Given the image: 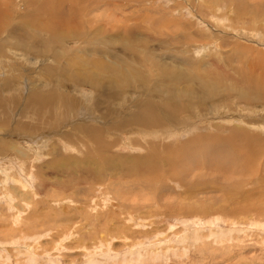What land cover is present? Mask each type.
I'll list each match as a JSON object with an SVG mask.
<instances>
[{
	"label": "rangeland",
	"instance_id": "obj_1",
	"mask_svg": "<svg viewBox=\"0 0 264 264\" xmlns=\"http://www.w3.org/2000/svg\"><path fill=\"white\" fill-rule=\"evenodd\" d=\"M28 1L0 0V7L8 10L7 17H4L0 28L2 31L0 46L5 47V51L0 47L3 52V54L0 52V96L2 97L0 141L5 143L4 151H0V157L4 158L0 160V264H264L263 202H261L263 205L259 207H255L256 204L245 207L240 216L223 215L220 211L214 213L217 214L215 216L211 213L212 211L204 215L197 214L200 213L197 211L187 213L184 208L193 202L197 204V201H194L197 198H190V200L188 198L186 201L180 199L181 194L182 196L193 194V190L185 189L174 178V176L187 177V172L181 175L183 167L178 168L177 164L174 165L173 177L170 176L171 173L160 169L159 175L162 182L154 183L152 179H149L145 186H142L143 183L139 180H132V175L129 177L127 175L129 172L124 169L117 172L118 174L108 169L105 170L107 174L94 177L87 172L90 167L86 165L88 157L85 152L79 151L76 145H69L61 137L70 128L66 121L57 124L54 120H52L54 123L48 120L45 123H39V129L32 131L28 121L29 118L31 121L33 118L21 117L24 109L25 112L29 111V107L28 110L26 109V103L29 102L28 96L32 92L46 93L54 88L64 97L67 94L77 95L78 103L82 106L87 103L91 109V113L87 115L89 117L94 116V112L99 114V110L104 108L108 109V113L109 108H113V102L111 103L109 96L98 99L97 96L102 94L100 90L86 84L88 82L70 78L68 71L69 63L72 62L70 56L72 52H78L81 47H86L91 42L96 49H102L107 44L101 40L107 39L105 35L112 33L115 27L120 25V27L134 26L135 28L136 23H139L142 28L134 30L137 36L139 35V39L144 40L143 43H139L140 46H136L139 49L150 48L152 52L150 55L158 59L164 54L174 55L171 57L174 60L178 58L177 61L189 60L190 63L194 62L202 73L206 68L208 71H214V77H206L209 84L207 90L212 91L210 97L204 98L199 93L196 97L203 99L201 102L195 99L187 102L184 99L185 112L189 111L188 114L191 116L187 122L190 125L194 124L193 128L191 127L192 131L198 124L204 127L211 125L210 129L206 130L211 135H229L228 130L234 125L245 128L249 134H257L262 151L257 154L255 167L249 170L234 168V173H244L243 176L246 175V178L241 177L244 182L238 179V183L244 186V189L258 191L254 193L264 198V187H261V185L264 186V181L261 185L258 184L260 177L264 178V100L259 97H250L256 89L249 83L245 82V86L239 84L240 87L237 88L231 87L232 82L235 84L238 82L235 78L237 72H232L227 66L229 62L237 60L238 54L243 56L241 65L244 64V69L257 72L264 70L261 67L264 65L261 59L264 55V0H141L142 3L139 0H134V3L133 0L132 2L113 0V3L111 0L110 2L105 0V3L104 0H97L100 2L99 6H97L98 2L94 6L93 2L84 4L78 0L82 4L79 5L73 0H65L60 6L62 8L60 14L72 13V17L68 18L72 19L74 14L78 13V17L75 18H79L81 13L80 19H83L82 22L85 21L83 26L86 28L76 31L74 23H68V19H65L61 26L65 36L58 40L51 38L48 28L32 25L39 21V17L35 14L38 18L31 19L30 14L32 13L33 16L35 9L29 5ZM115 1L121 4L117 6L119 3L116 5ZM124 2L128 5L122 8L121 5ZM237 4L238 9L234 6ZM86 9L95 15H86L88 13ZM239 9L242 11L236 12ZM146 16L147 19H145ZM162 19H165L167 23L163 24ZM234 19H238V22ZM156 20L161 21L159 23L155 22ZM103 27L108 30V33L98 34ZM11 30L13 34H10ZM67 33L74 34L68 36ZM117 33L125 36L123 31ZM14 35L19 37L14 38ZM236 43L241 45L242 49L245 47V50L242 52L239 51L240 49L234 50ZM2 44L6 46L3 47ZM89 46L91 48L92 44ZM42 47H50L52 52L49 49L37 54L31 50ZM120 47L117 45L116 49L120 50ZM255 51H257L256 54ZM64 53L66 57L63 56ZM140 55L143 57V54ZM247 60L251 64L254 61L256 65L254 62L253 68L249 66L250 64L246 65ZM258 61L260 63H257ZM148 64L144 65L151 71V75L148 76L151 78V87L159 86L160 83L155 78L156 71L150 63ZM231 64L233 67L241 66L240 62ZM45 65L54 67L51 75L46 73ZM216 72L220 76H216ZM55 77L58 81L60 80L59 85L62 88L50 85ZM68 79L77 86V92L66 85ZM226 83L229 84L226 86ZM241 87H244L241 90L242 93L239 90ZM205 88V83L200 86L196 84L198 90L202 91ZM128 90L130 92H127ZM128 90L123 94L125 97L122 95L117 99L120 101L117 105L118 110L116 109L119 111L118 114L123 111L128 114L131 104L142 102L147 97V94H143L140 89ZM162 97L159 95L160 99ZM192 107H197L201 111H190ZM76 109L78 114V108ZM215 111L223 113L222 121ZM115 113L111 114L113 119L117 118ZM183 113L181 112L182 116ZM77 114H74V118L72 117L74 123L76 120L79 121L77 119L79 114ZM236 114H241V117H236ZM119 117L121 118V115ZM82 122V120L79 121V124ZM184 128L188 126L184 125ZM71 130L80 136L93 135L92 131L80 132L79 129L74 128ZM192 131L187 134L181 132L180 135L172 136L170 139L182 143L192 137L195 132L198 134L197 130ZM124 133L117 134L120 135L118 136L119 145L117 144L111 150V155L120 156L119 158L143 156L145 150L140 145L146 140L140 139L138 144L136 142L138 136L130 137ZM83 139L80 141L84 144L86 142ZM135 139L136 141L133 142L132 140ZM221 144L224 147L220 149L217 156L231 155L229 152L234 151L231 149L232 146ZM138 145L140 147H137ZM173 146L176 145L172 144L171 147ZM52 148L57 149L58 156L50 153ZM17 151H25L24 153L29 156L26 154V159L21 161V158L16 156ZM63 157L71 158V162L78 167L73 166L69 169L71 165L68 163L65 164L66 166H50L54 160L63 164L64 160H59ZM202 157L200 156L198 161H201ZM186 165V167L189 166ZM190 165L188 168H197L193 166V163ZM212 166L211 168L215 171L211 177L206 178L218 182L223 173L231 172V167L217 165L216 169V166ZM145 172L148 177H151L150 170ZM201 172L203 173L200 169L195 172V175L199 176ZM126 175L127 177H124ZM203 175L204 173L201 174ZM231 184L234 183L231 182ZM225 188L226 191L231 190L228 187ZM206 192H202L200 196L203 193L212 194L211 188L209 192ZM166 193L171 195L167 196L168 199L162 198ZM212 197L215 199L217 196ZM219 197L220 200L222 197ZM219 200L216 204L222 205ZM169 205L172 206L168 207ZM256 208L260 211L257 212Z\"/></svg>",
	"mask_w": 264,
	"mask_h": 264
},
{
	"label": "bare ground",
	"instance_id": "obj_2",
	"mask_svg": "<svg viewBox=\"0 0 264 264\" xmlns=\"http://www.w3.org/2000/svg\"><path fill=\"white\" fill-rule=\"evenodd\" d=\"M63 1H65V0H29L28 1L29 5L32 6L33 9H35V13H33V16H32V13L31 14L29 13L31 15L30 16L31 19H32V17H35V18L39 17L38 18L39 21L36 23L34 22V24H32V25H35L37 27L48 28L50 30V33H51V38L53 40H58V39H60V37L65 36L64 35V29L61 27L62 23L65 19L72 17V13L64 14V15L60 14V13H62V8L60 6L64 4ZM100 1H103V0H100ZM108 1L110 2V0H108ZM108 1L106 2L107 5L109 3ZM112 1L113 0H111V2ZM119 1H121V0H119ZM139 1H141V0H139ZM73 2H75L79 5H82L79 3L78 0H73ZM80 2H82L84 4H87V3L92 4V2H93L94 6L97 4V2H98L97 6H99V3H100L97 0H80ZM104 3H105V0H104ZM115 3L117 5V3H119V2L115 1ZM133 3H134V0H133ZM141 3H142V1H141ZM120 4H121V2L117 6H119ZM127 5L124 2V4L121 6L123 8ZM112 6H113L112 9L114 10L115 9L114 4ZM117 6H116V8L119 9ZM234 6H236V9H238V4L234 5ZM142 7L145 8L144 6H142ZM240 8H241V5H240ZM246 8L248 9V6H246ZM108 9L110 10L111 7ZM86 11L88 12V9H86ZM241 11H242L241 9L236 10V12H238V13ZM7 12H8V10L6 8L3 9L2 7H0V28L2 27V22L4 21V19H5L4 17L6 16ZM245 13H246V11H245ZM80 14L81 13H79V18H75V17H78L77 16L78 13H77V15L74 14V18L67 20L68 23H71V22L74 23V27L77 28L76 31L77 30L82 31L86 28L83 26V23L85 21L84 22L81 21L83 19H80ZM88 14L90 15V14H92V12H88L86 15H88ZM10 15H12V14L10 13ZM92 15H95V14H92ZM243 15H244V12H243ZM117 18H118V20H120L119 17H117ZM147 18L148 17L146 16L145 19H147ZM89 19H91V17H89ZM234 20H236L235 22H238V19H234ZM29 21H30V19H29ZM150 21H151V19H150ZM160 21L161 20H156L155 22L160 23ZM162 23L166 24L167 22L165 19H162ZM112 25L114 26V24H112ZM112 25H111V27H112ZM105 26H106V24H105ZM7 27H9V26H7ZM104 27L98 31V34H100L102 32L108 33V30L105 29ZM111 27H110V30L113 28V27L112 28ZM135 28L140 29L142 27H141V25H139V23H136ZM135 28H134V26H132V27L131 26L120 27V25H118V27H115L112 30V33L109 32V34L105 35L107 37V39H102V40L100 39L102 42L107 44L104 48L96 49L95 45L91 42V43H89V44H92L91 48H89L91 45L89 46V44H88L86 47L85 46L83 48L81 47V49L78 52H76V53L72 52V55L70 54L71 55L70 58L72 61L71 63H69L70 69L68 70L70 78L80 80V82H85V83L88 82L86 84H89L92 87H96V89L100 90L102 93V94L97 96L98 99L102 98V97L105 98L106 96H109L111 103L113 102V104H112L113 108H109L108 113H107L108 109L104 108L103 110L102 109L99 110V114L94 112L93 113L94 116L89 117L87 115H89L91 113V109L87 103H85L82 106L78 103L79 98L77 95L74 96L73 94H71V95L67 94V96L64 97L63 94L60 95V93L57 91V89L54 88L53 90H49L46 93H43L41 91L32 92L28 96L29 102L26 103V109L28 110V107H29V111L25 112V109H24V113L21 114V117L23 119H27L29 117H31V119L33 118L32 121L30 120V118L28 121L29 122L28 124H30V126H31L30 128L32 131L36 128L39 129V123H45L48 120H49V122H50V120L51 121L54 120L55 122H57V124H62L64 121H66L67 126H69L70 128L67 129L68 131L64 135L62 134L61 137L63 139H65V141H67L69 145L70 144H73V146L76 145L77 147H79V149H78L79 151L81 150V151L85 152V154L88 157V163L86 165H88L90 167V168L88 167L89 170L87 172L89 174L93 175L94 177H98L99 175H102L105 173L107 174V172L105 170H108V169L111 172H115L116 174H118L117 172L127 170V172H129V173L127 174V172H126V174L129 175V177H131V175H132V178H133L132 180H139V181H141V183H143L142 186H145L147 184V182L149 181V179H152L154 183L162 182V178L159 175L160 169L163 171H167V172L171 173L170 176L173 177V173H174L173 172V170H174L173 166L177 164L178 168L183 167L184 169L182 168L183 172L181 171L182 172L181 175H184L185 172H187V177L182 178L180 176H177V177L174 176V178L176 180H178L179 181L178 183L181 186H184L185 189H188L191 191L193 190L192 191L193 194H190L188 196H185V195L182 196V194H181V196H180L181 198L180 197L179 198L181 200H184V201H186V199H188V198H189V200H190V198H193V199L197 198L194 200V201H197V204H196V202L195 203L193 202V203L186 205V207L184 208V211L187 213L197 211V212H200V213L196 212L197 214H203L204 215L205 213H207L209 211H212L211 212L212 214L220 211V213H223V215L230 214L233 217V216H240L243 213V210L245 207L255 206V204L257 205L255 207H259L262 204L261 202H263V204H264V201H263L264 198L260 197L259 194H258L259 195L258 196V195H256L257 193L256 194L254 193L256 190L254 192L249 191L248 189H244L245 187L238 183V179H241V177H245L246 175L243 176L244 173L241 174L239 172L234 173V168H237L238 170H241V169L249 170V169H253L255 167V161L257 158V154L262 151V146H260L258 144L259 143L258 135L257 134H249L245 128L238 126V125H234V127L232 129L228 130L229 135H225V136L217 135V134L211 135L209 132H206L207 129H210L211 125H209V127H204V126H201L200 124H198L196 126V129L192 131V128H193L192 126L194 124L190 125L187 122V120L190 119L191 116H190V114H188L189 111L185 112L186 108L184 107V99L187 102H192V101H194V99L201 102L203 99L196 97L197 94H199V93H201L204 98L210 97V95H211L210 93L212 91H211V89L207 90L209 84L206 81V77H209V78L214 77V71L213 70L208 71V69L206 68V70H204L202 73V71L199 69V67H196V65H194V62L190 63V61L189 60L186 61V59H181V60L179 59V61H177L178 58L176 60H174V59H172V57H174V55L173 56L171 55L172 56L171 57V56H167V55L162 54L161 55L162 57L160 56L161 58H159V59L152 57L150 55V54H152L150 48L148 49L146 47H142L141 49H139L138 47H136V46H140L139 43H143L144 40L142 41L141 39H139V37H138L139 35L137 36V34H136L137 32L135 33V31H134ZM146 28H147V26H146ZM13 31H15V29ZM13 31L11 30L10 34H13ZM119 31H123L125 33V36H123V35L120 36L117 33ZM0 32H2V31H0ZM67 34H68V36H70V35H73L74 33H67ZM4 36H7V35H4ZM13 37L18 38L19 36L14 35ZM171 39L173 40V38H171ZM180 41L181 40H179V42ZM17 42H18V40H17ZM135 42H136V44H135ZM172 42L173 41H171V43ZM174 42H176V41H174ZM157 43H159V42H157ZM117 45L121 46L120 50L116 49ZM159 45H161V44H159ZM2 46L4 47L6 45L2 44ZM157 46H158V44H157ZM1 48H0V52L3 54V52L1 51ZM233 48H234V50L240 49L239 50L240 52L245 50V47H243L244 49H242L241 45H239L238 43H236V45ZM3 49L5 51V47L2 48V50ZM49 49L51 51L50 47L49 48L42 47L41 49L32 48L31 50H33L32 51L33 53L39 54V53H44L45 51H47ZM65 51H67V50H65ZM159 51H161V50H159ZM254 53L256 54L257 51H255ZM65 54L66 53H64L63 56H65ZM140 54H143V57ZM236 54H237V52H236ZM240 54H242V53H240ZM250 55H252V54H250ZM237 56H238L237 60H233V61L231 60V61L238 63V64L240 62L239 65H241L243 63V60H244V59L241 60L243 56L238 55V54H237ZM189 59H191V58H189ZM261 59H263V62H262V64H263L264 63V55L261 56ZM228 61H230V60L228 59ZM246 62H248V60ZM253 62H252V64L248 62L246 65L250 64L249 66H252ZM148 63H150L152 68H154V70L156 71L155 78L160 83L159 86L151 87V81H150L151 78L148 77L149 75H151V71L148 70V67L145 66L146 64L149 65ZM231 63L229 62V64H227V66L232 72L233 71L237 72V75L235 74L236 75L235 78L238 80V82L236 84L234 82H232L230 84V85H232L231 87L237 88V87H240V85L245 86L246 83H249L250 85H253L254 88L256 89L254 91V93L250 95V97H259L262 100H264V74H263L264 70L262 71V69H264V65L261 66L262 69L260 71H262V72H257V71H251L249 69L248 70L244 69V64H243V66L241 65L238 67H233L232 65L234 63L233 64H231ZM257 63H260V62L258 61ZM254 64H255V62H254ZM45 67H46L45 71L49 75H51V71L54 72V70H53L54 67L52 68L51 66H46V65H45ZM246 67H248V66H246ZM261 67H259V68H261ZM252 68H253V66H252ZM60 72H61V70H60ZM66 74L68 75V73H66ZM62 76H63V74H62ZM216 76H220L219 73L216 72ZM59 81L55 77V79H52V82L50 85L51 86L55 85L56 87L62 88V86L59 85L60 84ZM61 82H62V80H61ZM203 83L206 84V88L204 90L201 91V90L196 89V84L200 86ZM227 84H229V83H226L225 85L227 86ZM66 85L71 86V88L75 92H77V86L73 85V83H71L69 79L66 82ZM243 88L244 87H241L239 89L240 92ZM128 89H131V90L133 89L134 91L140 89V90H142L141 92L143 94L144 93L147 94V97H145L144 98L145 100H143L142 102L138 101L135 104H131V106L129 105L130 107H129L128 114L124 113L125 111L120 112V114H118L119 111H117L118 110L117 105L120 103V101H118L117 99L120 96H122L124 94V92L126 93V91ZM127 92H130V91L128 90ZM159 95H162L163 97L160 99ZM123 97H125V96L123 95ZM151 98H152V100H151ZM1 99H2V97L0 96V100ZM122 99H124V98H122ZM122 99H121V101H122ZM115 101H117V102H115ZM16 102H17V100H16ZM96 102H98V101H96ZM96 102H94V103H96ZM76 108H78V114H79L77 119L80 122L82 120L83 121L82 124H79V121L77 122V120H76V123H74L75 121L72 120L74 118V114H77ZM127 108H128V106H127ZM72 111H75V112H72ZM190 111H199L200 112L201 110L197 109V107H192ZM102 112H103V114H102ZM113 112H116L115 115L117 114V118L115 117V119H113L114 117L111 116V114L114 115ZM181 112H184L183 114L185 116L184 115L182 116ZM211 113H212V111L210 112V114ZM215 113H218L220 115L219 119L221 121L224 119V115L222 112L215 111ZM119 115H121V118L119 117ZM126 115H128V117ZM206 115H208V113ZM102 116H104V117H102ZM193 117H196V116H193ZM236 117H241V114H236ZM204 119L205 118H203V120ZM206 121H207V119H206ZM52 123H54V122L52 121ZM184 125H187L188 128L185 129ZM24 126L27 127L26 125H24ZM56 127H59V126H56ZM63 128H64V126H63ZM72 128L79 129L80 132L92 131L93 135L87 134V136H80L79 134H75L74 131L71 130ZM196 130H197L198 134L196 132L194 133L196 135L193 134V136H192L190 134L192 137L187 138V140L182 142V143L176 141L175 139H174V141H173V139H170V137L175 136V135L177 136L181 132H185L187 134V132L191 133V131L194 132ZM47 131H48V129H47ZM43 132H44V130H43ZM121 132H125L127 134V136H130V137H131V135L138 136L139 137L138 140L137 141H136V139L132 140L133 142L136 141L138 143L140 139H145L146 142L143 141L144 144L140 145L145 150V154L143 156H136L134 158H130V157L129 158H127V157L119 158L120 156L116 157V155H114V154L111 155V150L113 148H115L119 142L118 136H120V135H117V134H119ZM44 133L46 134V132H44ZM51 133H53V132H51ZM240 133H241V135H240ZM239 135H240V137H238ZM81 139H83L84 142H86V143H84V144L81 143V141H80ZM167 139H170V141H166ZM177 140H179V139H177ZM221 143L229 144L230 146H232L231 149H234V151L229 152L231 155L219 156V157L217 156V155H219L218 153H219L220 149H223V147H224ZM172 144H175L176 146L171 147ZM4 145H5V143L3 141H0V151L1 152L4 151V149H3ZM140 146L138 145L137 147H140ZM77 147H75V148H77ZM17 152H18V154H16V156L19 159L21 158L20 159L21 161L26 159L25 157H26L27 153H24L25 151H17ZM51 152L54 154V156L59 155L56 148H52V151H50V153ZM27 156H29V154H27ZM30 156H31V154H30ZM32 156H33V154H32ZM200 156H203L202 160L198 161ZM95 158H98V160L97 159L95 160ZM1 159H4V158L0 157V160ZM70 159H69V157L68 158L63 157V158L59 159L60 161L64 160L63 164H59L58 160H54L50 163V166L51 167H59V166H64L66 163H68V165H71L69 167V169L73 166L78 167L76 164H73ZM190 163H193V166H195L197 168H195V169L194 168H188L189 166H191ZM186 164H188L189 166L186 167L187 166ZM211 164H213L214 166H212ZM217 165L218 166L222 165L219 167H231L230 174L223 173V175H221V177L219 178L220 179L219 182L216 180H212L211 178H206V177H211L213 174V171H215L211 168V166L212 167L216 166V169H217V167H218ZM37 168H38V166H37ZM192 169L195 170L194 173L191 172ZM200 169L203 171L204 175L201 176V174H203L202 172L200 173L199 176L197 174L195 175V172L198 170L200 171ZM147 170L151 171V177H148L146 175L145 171H147ZM84 171H86V170H84ZM135 172H139V174H134ZM127 175L124 177H127ZM120 176H122V175H120ZM229 176H231V177L229 178ZM158 180H160V181H158ZM191 180H193V181H191ZM124 181L125 180H123V182ZM263 181H264V178L260 177V179L258 180V184L261 185V183ZM118 182H120V181H118ZM231 182H233L234 184L232 185ZM243 182H244V180H242V183ZM100 183H102V182H100ZM103 183H104V181H103ZM225 187H228L231 190L226 191ZM261 187L263 188L264 186L261 185ZM210 188H211L212 194L205 195L203 193L202 196L205 195L204 198L202 196H200V194L202 192H206V191L209 192ZM122 189H120V190H122ZM118 190L119 189H117V191ZM256 192H258V191H256ZM260 194H261V192H260ZM168 195H171V194L166 193V195H163L162 198L168 199V197H167ZM212 196H217V197H215V199H213ZM218 197L219 198L222 197V198L219 200ZM217 200H219L220 201L219 203H222V205L221 204L217 205L216 204V203H218ZM171 206L169 205L168 207H171ZM195 207H196V209H195ZM256 211L259 212L260 210L256 208ZM215 215H217V214H214L213 216H215ZM215 233H216V231H215Z\"/></svg>",
	"mask_w": 264,
	"mask_h": 264
}]
</instances>
